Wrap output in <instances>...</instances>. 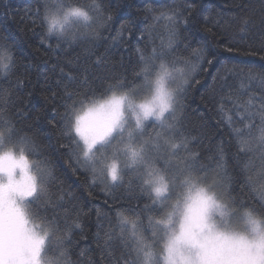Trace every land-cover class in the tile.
Segmentation results:
<instances>
[{"label": "snow or ice", "instance_id": "6c2138e0", "mask_svg": "<svg viewBox=\"0 0 264 264\" xmlns=\"http://www.w3.org/2000/svg\"><path fill=\"white\" fill-rule=\"evenodd\" d=\"M196 8V0H191L179 9L152 15L154 24L164 22L166 39L159 45L153 43L147 53L135 49L138 70H133V76L138 84H126V77L120 76L106 82L104 98L85 102L80 99L84 95L80 89L90 87V76L101 79L96 69L110 62L107 56L91 53L94 59H86L75 73L60 69L57 85L72 101L65 104L62 117L64 134L70 137L62 147L68 149L66 163L72 172L87 175L91 184L100 181L112 189L122 187L126 175L131 188L135 177L140 191L163 209L161 218L149 216V236L144 235L145 226L134 211L131 216L118 211L114 225L101 226L96 237L108 264H264V71L225 67V74H218L222 81L219 90L213 88L220 96L219 122L228 129L229 142L235 141L233 159L238 173L234 175L224 142L216 144L214 154L203 156L200 141L183 124L180 100L192 83L191 74L197 67L205 70L204 66L213 62L208 57L215 56L203 47L192 49L196 64L174 55L183 32L196 22ZM35 11L37 19L32 24L37 25L38 20L44 28L40 44L48 48H52L48 43L52 37L57 49L63 45L72 50L84 41L94 43L97 29L105 28L111 20L108 15L96 23L102 12L96 0L87 5L42 0ZM249 24L248 18H240L238 31H248ZM153 27L147 30L149 37ZM261 29L264 31V21ZM225 50L264 60V43L260 50H242L238 42L228 40ZM178 62L189 71L178 67ZM15 66L11 49L0 43V77L7 79ZM230 76L238 77V87L228 82ZM253 84L259 94L252 90ZM225 101L232 107H226ZM11 104V93L0 89V264H72L69 245L77 243L74 230L79 229L83 236L79 212L73 211L75 205L73 209L64 207L62 189L53 200L50 184L56 179L55 171L46 160L32 161L26 155V148L36 152V143L19 134L9 112ZM149 122L151 132L146 131ZM256 153L261 161L259 181L253 177L249 157ZM234 184L241 193L250 192L259 209L243 196L237 199L232 195ZM241 211L245 217L242 223Z\"/></svg>", "mask_w": 264, "mask_h": 264}, {"label": "trees", "instance_id": "16d2710c", "mask_svg": "<svg viewBox=\"0 0 264 264\" xmlns=\"http://www.w3.org/2000/svg\"><path fill=\"white\" fill-rule=\"evenodd\" d=\"M74 5L90 4L92 0H69ZM101 7V14L96 23H102L104 17L110 15L105 28H98L95 42L84 41L79 47L67 50L64 46L56 48V39L52 37L47 45H41L40 40L44 36V28L32 24L36 17V9L41 7L42 0H0V43L6 44L14 54L16 66L7 79L0 77V89L11 93L12 104L10 114L16 123L20 135L33 138L36 143V152L25 149L26 155L32 161L46 160L54 169L56 179L50 184L55 193L53 200L60 195L59 189L65 195L64 207L79 212L80 223L83 227V236L79 229L74 230L73 240L77 241L69 245V255L72 264H108V258L103 250L102 243L97 240L96 233L103 226L107 229L116 222V213L123 211L125 215H132L133 211L139 214V222L145 226V236L150 235L147 229L149 216L159 219L163 209L159 203L152 204L151 199L139 189V181L133 177L131 188L127 185L128 176H125V184L118 188H106V185L97 181L91 184L87 175L73 173L66 163L68 149L62 147L70 141V137L64 134L62 117L66 112L65 104H71L63 94V89L57 85L60 79V69L76 72L77 67L87 59L91 62L96 55H106L110 61L96 69V74L101 79L95 80L89 77L90 87L81 88L84 93L80 99L85 102L93 99L104 98L106 82H114L120 76H125L126 84H138L140 81L133 76V70H138L137 47L146 53L150 51L153 43L160 44L161 39H166L163 21L155 23L152 15L173 8H181L191 0H96ZM197 8L194 13L196 22L190 24L181 36V43L176 48V57L187 58L196 64V57L192 49L203 47L206 51L215 53L209 56L212 59L210 66H204L201 71L197 67L191 74L192 83L185 88L180 100L183 106L184 128L192 136L200 141V150L203 156L212 155L216 144L224 142L228 154V164L233 174L238 173L233 159L236 153L235 141L231 143L228 129L220 123V115L217 110V101L220 96L213 93L215 87L219 90L218 74H225V67L229 69L253 68L256 71H264V60L259 56H246L242 52H227L225 42L233 40L238 42V47L247 50H260L264 43V31L261 23L264 21V0H196ZM149 9L152 11L150 12ZM245 17L250 21L248 31L239 32L240 18ZM154 25L149 37L148 29ZM211 27L212 31H207ZM120 33H123L120 35ZM187 45V47H185ZM85 49H90L86 52ZM79 62H76V55ZM73 64L69 65L68 61ZM178 67H183L187 72L189 68L182 62ZM95 68V66H93ZM17 80L20 81L17 86ZM198 80L199 83H195ZM234 87H238V77L230 76L229 81ZM252 90L259 94L256 84ZM93 92L95 95H93ZM55 93V98L52 94ZM246 95V94H245ZM243 98V97H242ZM225 105H232L225 101ZM79 108L80 105L76 104ZM19 113L18 115L15 113ZM151 132V122L146 129ZM253 160L251 169L255 180L259 181L261 161L259 154H249ZM245 157V159L249 158ZM124 156L119 155V162L123 166ZM207 162V161H206ZM159 165V162H158ZM179 183V180L177 181ZM247 192V190H246ZM71 193V197L67 194ZM232 195L240 199L242 196L249 204H259L252 194L241 193L233 185ZM118 197L114 199L113 197ZM145 205H148L146 208ZM51 208L48 209L50 213ZM242 213V211H241ZM86 237V238H84ZM81 251L84 252L81 255Z\"/></svg>", "mask_w": 264, "mask_h": 264}, {"label": "rangeland", "instance_id": "374dc122", "mask_svg": "<svg viewBox=\"0 0 264 264\" xmlns=\"http://www.w3.org/2000/svg\"><path fill=\"white\" fill-rule=\"evenodd\" d=\"M186 71V70H185ZM187 72V71H186ZM173 87H175V85L173 84L172 85ZM110 154V153H109ZM245 219V217H243V212L241 213V223L243 222V220ZM236 227H237V230H242L241 229V227H240V225H236Z\"/></svg>", "mask_w": 264, "mask_h": 264}, {"label": "clouds", "instance_id": "9594fccd", "mask_svg": "<svg viewBox=\"0 0 264 264\" xmlns=\"http://www.w3.org/2000/svg\"><path fill=\"white\" fill-rule=\"evenodd\" d=\"M261 228H264V219L261 220Z\"/></svg>", "mask_w": 264, "mask_h": 264}]
</instances>
